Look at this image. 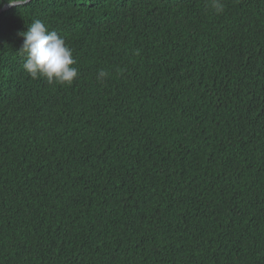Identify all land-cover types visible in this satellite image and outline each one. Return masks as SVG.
I'll use <instances>...</instances> for the list:
<instances>
[{"label": "trees", "instance_id": "obj_1", "mask_svg": "<svg viewBox=\"0 0 264 264\" xmlns=\"http://www.w3.org/2000/svg\"><path fill=\"white\" fill-rule=\"evenodd\" d=\"M219 2L0 13V264H264V0ZM35 20L70 85L24 71Z\"/></svg>", "mask_w": 264, "mask_h": 264}, {"label": "clouds", "instance_id": "obj_2", "mask_svg": "<svg viewBox=\"0 0 264 264\" xmlns=\"http://www.w3.org/2000/svg\"><path fill=\"white\" fill-rule=\"evenodd\" d=\"M3 3V0H0ZM29 0H7L9 7L22 8ZM211 6L218 12L222 11L219 0H212ZM23 43L18 50L23 56L22 67L32 79L42 78L48 84L70 85L78 76L71 49L65 39L55 31H50L40 20L27 26V31L21 32ZM101 70L97 80L107 77Z\"/></svg>", "mask_w": 264, "mask_h": 264}, {"label": "water", "instance_id": "obj_3", "mask_svg": "<svg viewBox=\"0 0 264 264\" xmlns=\"http://www.w3.org/2000/svg\"><path fill=\"white\" fill-rule=\"evenodd\" d=\"M8 8H10V7L8 6V4H4V5L0 8V13L3 12V11H5V10H7Z\"/></svg>", "mask_w": 264, "mask_h": 264}]
</instances>
